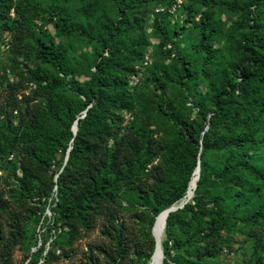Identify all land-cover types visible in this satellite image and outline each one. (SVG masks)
I'll list each match as a JSON object with an SVG mask.
<instances>
[{"label": "rangeland", "instance_id": "rangeland-1", "mask_svg": "<svg viewBox=\"0 0 264 264\" xmlns=\"http://www.w3.org/2000/svg\"><path fill=\"white\" fill-rule=\"evenodd\" d=\"M13 1L21 12L22 27L7 30L1 25L0 16V133L11 134L20 111L23 114L30 110L44 118L49 99L57 100L55 95L70 96L71 83L88 81L102 51L105 63L114 68L113 74L125 81L136 97L132 114L121 112L123 131H129V125L135 122L146 137L162 142L165 148L178 138L174 119L193 121L197 127L204 126L205 131L209 126L202 115L214 109L216 92L229 93L222 100L227 110L242 112L244 103L231 87L239 81L242 87H253L256 92L252 89L250 97H257L252 110L262 120L257 125L256 142L248 152L251 159L247 161L264 175V90L257 89L264 87V82L252 77L251 67L241 71L245 63L241 45L251 47L246 42L249 37L264 43V0H257L256 5L254 0H181L175 10L172 0ZM58 12L66 19L63 28ZM8 16L17 18L11 10ZM202 27L210 32V63L205 62V52L199 46ZM39 36L52 39L60 47L68 72L64 78L66 85L53 94L33 76L42 72L50 79L62 77L56 68L37 59ZM254 50L264 66V49ZM132 52L138 56L134 58ZM187 62L192 63L191 76L181 78ZM128 69L132 72L126 75ZM242 73L250 75L251 81H241ZM161 97L165 99L168 116L156 109ZM7 117L12 119V125L4 124ZM232 134L225 121H220L211 128L209 140L214 148L220 137L230 138ZM247 150V146L208 150L204 156L207 179L198 190L200 198L191 202L194 214L180 213L169 238L163 232L162 264H264V213L251 219L257 209L264 211V176L259 179L241 169L237 170L235 181L215 175L224 164L240 160V154ZM164 157L155 156L140 172V180L120 194L110 207L116 211V217L110 219L111 212L107 211L95 220L91 230L80 228L77 239L69 246L55 244L54 230L47 232L51 227V198H40L43 204H39L36 194V189L50 187L54 173L61 170L65 151L59 149L54 153L48 170L35 161L29 162L35 188L28 195L18 188L25 160L18 152L8 155V163L0 168V198L6 206L0 226L9 232L8 222L18 218L27 233L12 248L11 264H108L101 251L114 247L113 226L123 228L127 241L123 264H149L152 254L139 260L137 252L147 255L151 244L155 246L151 232L155 218L146 206H151L154 187L155 171L151 168L163 164ZM139 193H144L145 199L141 200ZM216 195L222 198V216L218 218L214 210L201 215L198 210L212 209L209 201ZM106 229L112 234H106ZM187 239L189 244H185ZM205 243L208 250L197 256L205 249ZM2 261L0 258V264Z\"/></svg>", "mask_w": 264, "mask_h": 264}, {"label": "trees", "instance_id": "trees-1", "mask_svg": "<svg viewBox=\"0 0 264 264\" xmlns=\"http://www.w3.org/2000/svg\"><path fill=\"white\" fill-rule=\"evenodd\" d=\"M14 2L13 0H0L1 25L11 31L22 27V15ZM253 2L255 5L258 4L257 0ZM119 9L122 11L120 6ZM10 10L16 14L17 18L10 19L8 16ZM57 14L62 22L60 28H63L66 19L61 13ZM200 34L199 46L205 52V62L210 63L213 59L210 32L202 27ZM257 40L249 37L246 42L250 43L251 47L246 43L241 45L242 54L245 56L241 71L251 67L254 70L252 77L264 82V66L254 50V47L264 49V43H261L262 39ZM35 50L40 62L56 68L62 75V77L50 79L42 72L33 74L34 78L44 83L45 88L53 94L57 88L66 85L64 78L68 72L64 66L62 51L52 39L45 36L37 38ZM136 56L138 53L133 54L134 58ZM99 57L100 60L93 64L94 70L88 75V81L71 83L70 96L55 95L58 101L49 99L44 118L40 119L39 113L30 110H26L23 114L20 111L18 123L10 130L11 134L0 133V168L8 163V155L18 152L25 160L21 167L22 176L18 178V188L26 195L35 188L33 185L35 176L29 168V162L35 161L48 170L52 166L54 153L61 149L66 154L67 149L71 147L65 163L64 161L60 163L61 170L54 173V181L51 179L50 187L36 189L39 204H43L40 203V198H51V227L47 229V232L54 230L55 244L70 246L77 239L80 228L85 231L91 230L95 220L107 211L111 212L108 215L110 219L116 217V211L110 209L112 204L120 198L122 192L140 180V172L155 156L161 154L165 155L164 163L151 168V171H155L154 187L151 190V206H146V210L152 214V218L182 199L189 187V181L193 176L195 177L191 199L182 208L168 213L166 217L164 233L167 238L176 226V219L180 213L189 211L194 214L191 202L200 198L198 190L207 179L204 156L208 150L214 148L218 150L227 146L234 148L247 146L248 150L238 157L240 160L236 157L237 161L234 164H224L215 175L219 179L228 176L229 179L235 181L238 179L237 170L241 169L249 171L259 179L263 178L264 175L255 171L247 161L251 159L252 155L248 152L256 142L257 125L262 120L257 119L252 110L257 97L254 99L250 97L253 87H242L240 81L236 83V87H231L232 93H236L244 103L241 107L242 112L233 108L227 110L222 100L229 96V93L216 92L214 109L209 111V114L202 115V120L209 126L205 131L204 126L197 127L193 121L174 119L178 138L165 148L162 142L151 136L146 137L143 129L135 122L129 125V131H123L121 125L124 120L121 112L132 114L136 105L135 96L127 87L126 82L113 74L114 68L105 63L107 59L103 57L102 51ZM186 64L187 67H184L181 78L191 76L192 63L187 62ZM131 72L132 69L125 71L126 75ZM250 77L242 73L240 80L251 81ZM154 79L156 80L157 77ZM257 89L263 91L264 87H257ZM254 91L256 92L255 89ZM156 109L163 116H168L163 97L156 102ZM84 110L86 112L82 117ZM11 120L7 117L4 124L12 125ZM74 121H77L75 135L71 130ZM220 121H225L233 134L230 138L220 137L215 142L216 147L213 148L214 145L209 140L210 130ZM197 163L199 169L193 174ZM138 195L141 200L145 199L144 193ZM220 201L222 198L216 195L209 201L213 205L212 209L200 208L198 212L201 215L212 214L214 210L215 215L220 218L224 213ZM5 208V202L0 198V217ZM263 213V210L257 209L253 212L251 219L256 220L262 217ZM8 226L11 228L9 232H5L0 226L2 264H11L9 255L12 248L22 236L27 234L18 218L14 222H8ZM113 228L114 247L109 250L103 249L101 252L107 258L108 264H123L127 252V241L123 236L122 227L113 226ZM106 234L111 235L112 232L106 229ZM31 238L34 239L35 236ZM189 243L187 239L185 244ZM161 244L163 245L164 242ZM206 244L205 249L197 256L200 257L204 250H208ZM154 247L152 243L147 255L142 256V253L137 252V258L139 260L144 257L149 258ZM44 260L46 261V257Z\"/></svg>", "mask_w": 264, "mask_h": 264}, {"label": "bare ground", "instance_id": "bare-ground-1", "mask_svg": "<svg viewBox=\"0 0 264 264\" xmlns=\"http://www.w3.org/2000/svg\"><path fill=\"white\" fill-rule=\"evenodd\" d=\"M198 169H196L193 174L195 172H197ZM195 187V177L193 176L190 180L189 183V187L185 193V195L183 196L182 199H180L178 202H176V205L180 204L181 202L184 203L187 200L191 199V196L193 194V190ZM166 213L165 212H160L159 215H157V218L154 221V227H153V238L155 240V251L154 254L150 260L149 264H157L159 262V259L161 257V251H162V247H161V241H162V236H163V232H164V221H166Z\"/></svg>", "mask_w": 264, "mask_h": 264}, {"label": "water", "instance_id": "water-1", "mask_svg": "<svg viewBox=\"0 0 264 264\" xmlns=\"http://www.w3.org/2000/svg\"><path fill=\"white\" fill-rule=\"evenodd\" d=\"M85 112H86V110H84L83 112H82V117L85 115ZM76 124H77V121H74V123H73V125H72V127H71V130H72V133H73V135H75V133H76ZM70 148L71 147H69L68 149H67V151H66V154H65V158H64V163H65V161L67 160V157H68V152H69V150H70ZM196 169H199V165H198V163H197V166H196V168H195V170ZM194 170V171H195ZM57 176V175H56ZM190 182V181H189ZM187 189H188V187H187ZM192 196H193V194H192ZM191 196V197H192ZM189 200H187V201H185L184 203H180V204H178V205H176V203H174V204H172L170 207H168V208H166V209H164L162 212H165L166 213V215H168V213H170V212H173V211H175V210H177V209H180V208H182L183 206H184V204L185 203H187ZM160 214V213H159ZM158 214V215H159ZM157 218V216L155 217V219ZM155 221V220H154ZM165 223H166V221H164V227H165ZM153 227H154V223H153V226H152V230H151V232H152V235H153ZM156 247V246H155ZM155 247H154V251H155ZM161 247H162V244H161ZM154 251H153V253H152V256H153V254H154ZM152 256H151V258H152ZM150 258V259H151ZM162 261H163V252L161 251V257H160V259H159V262L157 263V264H162Z\"/></svg>", "mask_w": 264, "mask_h": 264}, {"label": "built area", "instance_id": "built-area-1", "mask_svg": "<svg viewBox=\"0 0 264 264\" xmlns=\"http://www.w3.org/2000/svg\"><path fill=\"white\" fill-rule=\"evenodd\" d=\"M181 3H182L181 0H172V4H173L172 9L175 10L176 8L180 7Z\"/></svg>", "mask_w": 264, "mask_h": 264}]
</instances>
